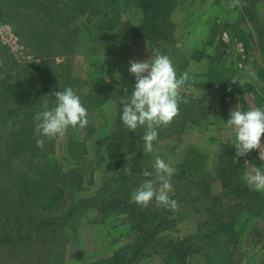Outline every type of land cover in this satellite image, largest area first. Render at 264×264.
<instances>
[{"label": "rangeland", "instance_id": "obj_1", "mask_svg": "<svg viewBox=\"0 0 264 264\" xmlns=\"http://www.w3.org/2000/svg\"><path fill=\"white\" fill-rule=\"evenodd\" d=\"M137 2L0 0V264H102L121 256H127L125 264H216L217 252L226 249L224 242L217 248L211 238L201 240L208 232L205 223L216 219L206 212L208 205L228 204L225 197H213L220 191L219 181L213 183L212 195L199 196V176L189 179L187 170L198 168L215 179L220 157L236 151L235 136L226 126L230 112L237 105L242 111L264 108V0H174L161 12L164 17L150 21L157 28L150 36L137 32L152 15ZM153 49L170 57L177 77L189 74L181 92L187 103L179 105L172 122L188 119L182 131L159 129L151 154L125 144L118 164L108 158L105 145L122 142L120 132L124 143L137 144L144 132H128L120 122L119 99L125 89L131 95L135 86L129 61L146 60ZM69 86L87 109L88 125L45 139L35 114L45 104L53 107L52 93ZM39 139H44L40 146ZM130 149L143 159L129 180L126 203L136 204L133 194L143 179L139 173L151 171L150 179L156 180L157 156L175 169L169 196L182 204L173 211L175 223L158 234L153 232L165 208L154 201L134 206L135 218L147 220L144 233L131 229L125 212L107 215L102 204L84 209V201L95 198L103 183L130 176L124 169L132 159L127 158ZM239 159L238 179L250 188L246 173L253 167L264 171V161L259 150ZM40 162L54 168L52 183L59 189L51 184L53 201L35 197V184L29 181ZM66 180L72 191L64 190ZM71 207L76 213L68 221ZM140 209L146 210L144 217ZM238 222L234 249L241 255L239 264H264V208ZM42 223L58 228L56 234L48 231L49 242L37 229ZM172 241L191 247L184 250V259L179 260Z\"/></svg>", "mask_w": 264, "mask_h": 264}, {"label": "clouds", "instance_id": "obj_2", "mask_svg": "<svg viewBox=\"0 0 264 264\" xmlns=\"http://www.w3.org/2000/svg\"><path fill=\"white\" fill-rule=\"evenodd\" d=\"M129 65L128 71L135 78V86L131 95H128L125 89L124 97L119 99V104L122 105L119 109L122 113L120 122L128 132H137L138 128L144 129L141 135L143 154H151L154 142L158 139L159 129L168 127L179 114V105L182 102L187 103L181 92L185 90L190 77L187 72L177 77L170 57L158 49L151 51L150 58L143 61L131 60ZM52 95L55 96V105L49 108L45 104L44 109L34 117L43 138H62L69 128L83 129L88 125L87 109L72 87H66ZM226 126L235 136L234 162L238 163L240 157L247 156L253 150H259V159L264 161V145H261V137L264 136V108L253 107L242 111L237 105L230 112ZM43 143L44 139L37 140L38 146ZM245 164H248L247 161ZM154 168L155 181L150 179L153 175L151 171L143 170L139 173L143 179L134 191L135 203L147 207L154 201L157 207L177 210L178 202L169 196L175 169L159 156L155 159ZM124 169L126 175H131L130 166L127 165ZM245 181L252 190L264 193V171L259 167L250 169L245 175Z\"/></svg>", "mask_w": 264, "mask_h": 264}, {"label": "trees", "instance_id": "obj_3", "mask_svg": "<svg viewBox=\"0 0 264 264\" xmlns=\"http://www.w3.org/2000/svg\"><path fill=\"white\" fill-rule=\"evenodd\" d=\"M145 2V4L143 3ZM139 7L146 8L147 11L144 10V13H151L150 18H148V21H144L143 25L137 29L138 34H141L143 36H147L145 33L149 32V36L153 31H155L156 25L152 24L150 21H155L157 23V19L164 17V14L161 12L165 10V8L168 5L174 4V0H138L137 2ZM153 15H155L153 17ZM161 15V16H160ZM149 17V16H148ZM153 17V18H152ZM165 24L167 25V21H164ZM143 28V29H142ZM136 30V29H135ZM110 31H112V28H110ZM164 33H162V36L167 39V31H165V28L163 30ZM151 38H154L151 36ZM263 55H264V48H263ZM185 114V113H184ZM188 117H182V121L180 123H177L179 119H177L176 123L172 122L168 127L166 128V132L178 130L182 131L184 128L183 127V122L187 120ZM125 129V128H124ZM123 131V130H121ZM121 137H122V142L117 141L116 143L111 142L109 145H105V152L108 156L109 159L115 161L116 163L120 164V159L119 156L122 155V149L123 146H138L141 147L139 151L143 153L142 150V144L143 140L138 141L136 144L135 140H132L128 143H124V139H126L123 135L122 132ZM160 135H158L159 137ZM124 138V139H123ZM122 145V146H121ZM235 150H230L227 151L226 154L220 157L218 160V165L216 168V174H215V179L210 178L207 176V174L201 172L196 168L197 170H192L188 169L187 174L189 173V176H187L189 179L190 177H198V195L202 196V193L207 194L208 196L211 194V187L215 181H219L220 185V191L218 195L213 196L214 198H220V197H225L228 201V204L224 205L223 203H216L214 201V205L210 206L208 205V210L206 211L211 215V217H216V219L213 222L205 223V227H207L208 232L206 233L205 236H201V240H212V242L217 246V248H220V245L222 242L223 246L226 249L219 250L217 252L218 256V261L216 264H239L241 255L239 254L238 251H236L235 248V241L236 237H238V233L240 231L239 226V219L242 217L252 214L254 210L257 212H261V210L264 208V195H262L260 192H256L244 184H242L239 179H238V173L239 170L242 167V162L239 159L238 163L234 162V157H235ZM131 157L132 159H128L125 161V166H131L133 167L131 169V173H134V175H130L129 177H124L122 174L119 175L117 179L109 180L105 183H103L102 187L98 189V191L95 194V198H92L88 201H84V209H90V208H96L99 204H102L104 206V211L108 215L110 213H113V215H118L120 213L125 212L127 215L126 222H128L131 225V229L136 231L137 230H142L145 225H147V220L142 221V219L135 218L133 215L136 210H134V206L136 204L133 203H126L130 193L128 192L131 188V184H129V180L133 179L134 176L137 174L135 168H140L142 164V154L138 153V151L130 149L127 158ZM130 161V162H129ZM129 162V163H128ZM197 163V161H196ZM39 172L38 174L33 177L32 180L35 184V197L42 194L44 198H48L50 201H53V195L50 193V187L51 184L55 186L56 183H52L55 180H53L54 175H53V167L51 163H45V162H40V164L37 166ZM66 179V178H64ZM136 179V178H135ZM28 181V182H29ZM76 181V180H75ZM63 183L65 184V181L63 180ZM62 184V183H61ZM109 187H112V191L107 190V185ZM56 191L59 189L57 186H55ZM76 188L80 189V185H76ZM64 190H70L72 191V188L70 187V182L66 180V189ZM58 192V191H57ZM63 192V191H62ZM61 192V193H62ZM118 192H120L118 194ZM212 195V194H211ZM94 197V196H93ZM61 198V197H60ZM108 201L110 204H103V201ZM106 201V202H107ZM183 201V200H181ZM182 204L181 202H178V206ZM108 205V207H106ZM144 211H146L144 209ZM140 209V214L142 217H144L145 213ZM76 213L74 207H71L70 210L68 211V216L66 217L68 221L71 220V218L74 216ZM162 218L157 219V227L155 228V231L153 233L157 234L161 231H164L165 229L169 228L168 223L172 222L175 223V216L174 212L171 210L164 209ZM159 216V215H158ZM124 223V222H122ZM48 224V223H47ZM154 224V223H152ZM56 226H59L58 224ZM48 228H52V230H48ZM38 230L40 229L43 232L44 239L43 241H48L49 242V236H48V231L49 233H57L56 227H53L48 224V226H44V224H39ZM147 230V228H144V231ZM142 230V232L144 233ZM140 239H143L140 238ZM62 240V239H61ZM193 239H188V242H192ZM184 241H182L183 243ZM171 247L174 248L175 252L179 254L180 258L179 260H182L185 258V255L183 254L184 250L191 247L189 245L185 246V242L183 244L181 243H176V242H169ZM198 245H200V242H198ZM201 246V245H200ZM191 251V250H190ZM189 254V253H188ZM170 258V257H169ZM172 259V258H170ZM128 261L127 256H121V258L118 259H112V260H107L104 261L102 264H125L124 262ZM129 262V261H128ZM101 261L99 262V264Z\"/></svg>", "mask_w": 264, "mask_h": 264}]
</instances>
